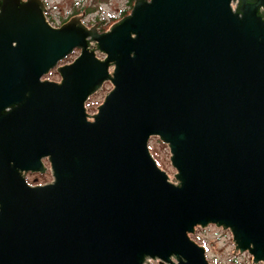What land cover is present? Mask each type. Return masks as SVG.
I'll return each instance as SVG.
<instances>
[{
    "label": "water",
    "instance_id": "water-1",
    "mask_svg": "<svg viewBox=\"0 0 264 264\" xmlns=\"http://www.w3.org/2000/svg\"><path fill=\"white\" fill-rule=\"evenodd\" d=\"M82 14L0 0V264H220L190 237L209 223L264 262V0H134L103 31Z\"/></svg>",
    "mask_w": 264,
    "mask_h": 264
},
{
    "label": "rangeland",
    "instance_id": "rangeland-1",
    "mask_svg": "<svg viewBox=\"0 0 264 264\" xmlns=\"http://www.w3.org/2000/svg\"><path fill=\"white\" fill-rule=\"evenodd\" d=\"M134 1V0H133ZM51 3V17L48 18L50 25L57 27L60 26L61 20L69 19L70 13L77 9L78 13L83 9L88 10L87 13L82 14L83 23L90 27L96 25L98 28L97 20L107 19L104 23L107 30L114 22L119 20L122 16V11L126 10L128 14L133 5H128V0H49ZM83 3L81 7L80 4ZM59 15L64 17L60 18ZM74 15V14H73ZM111 15L113 18H111ZM53 18V20H52ZM47 19V18H46ZM97 21V22H96ZM94 44V42H91ZM79 53V49L73 50L66 57L59 60L57 65L69 63ZM98 57L102 58L103 54L100 51H96ZM50 80H60V75L53 67L48 73L42 76ZM112 87L110 81H105L101 88L94 92L86 100L85 106L89 113H94L99 103L102 102L105 94ZM149 150L154 156L157 164L160 168L166 171L169 179L174 181L175 167L170 162V151L166 143L162 142L157 136H151L149 140ZM47 168L44 172H26L25 176L31 184H42L52 180L51 170L49 169V163L45 160ZM190 237L198 244L203 245L206 249V256L210 262H217L220 264H264L263 261L254 263L252 256L248 251H239L235 247V242L232 238V233L228 228H223L213 223H209L206 226H195L194 231L190 233ZM175 261L176 259L172 257ZM147 264H170L167 262H160L159 260H150Z\"/></svg>",
    "mask_w": 264,
    "mask_h": 264
},
{
    "label": "flooded vegetation",
    "instance_id": "flooded-vegetation-1",
    "mask_svg": "<svg viewBox=\"0 0 264 264\" xmlns=\"http://www.w3.org/2000/svg\"><path fill=\"white\" fill-rule=\"evenodd\" d=\"M42 1L44 3V6H45V16H46V18H50L51 17V15H50L51 14V8H52L51 3H49V0H42ZM93 1H96V0H93ZM80 6L82 7L83 3H81ZM82 12H83V14H85L86 10L83 9ZM77 13H78L77 9H74V12L70 13L71 14L70 17H72L73 14H77ZM59 16H60V18L64 17L62 15H59ZM66 20L67 19L61 20V23L65 22ZM99 31H102V30H99Z\"/></svg>",
    "mask_w": 264,
    "mask_h": 264
},
{
    "label": "trees",
    "instance_id": "trees-1",
    "mask_svg": "<svg viewBox=\"0 0 264 264\" xmlns=\"http://www.w3.org/2000/svg\"><path fill=\"white\" fill-rule=\"evenodd\" d=\"M129 4L128 5H132L133 3V0H128ZM88 12V10L86 11V13ZM126 15V10H123L122 11V15L121 16H124ZM111 18H113V16L111 15ZM97 24H98V30H104L106 29V26L104 25V23L107 22V19H102V20H97Z\"/></svg>",
    "mask_w": 264,
    "mask_h": 264
},
{
    "label": "built area",
    "instance_id": "built-area-1",
    "mask_svg": "<svg viewBox=\"0 0 264 264\" xmlns=\"http://www.w3.org/2000/svg\"><path fill=\"white\" fill-rule=\"evenodd\" d=\"M47 20H48V18H47ZM52 20H53V18H52Z\"/></svg>",
    "mask_w": 264,
    "mask_h": 264
}]
</instances>
